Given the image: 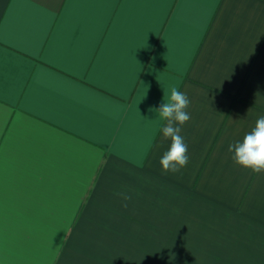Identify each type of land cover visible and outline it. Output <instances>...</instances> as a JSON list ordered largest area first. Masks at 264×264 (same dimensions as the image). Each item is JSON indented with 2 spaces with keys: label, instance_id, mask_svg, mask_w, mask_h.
<instances>
[{
  "label": "crops",
  "instance_id": "crops-1",
  "mask_svg": "<svg viewBox=\"0 0 264 264\" xmlns=\"http://www.w3.org/2000/svg\"><path fill=\"white\" fill-rule=\"evenodd\" d=\"M262 115L264 0H0V264H264Z\"/></svg>",
  "mask_w": 264,
  "mask_h": 264
},
{
  "label": "clouds",
  "instance_id": "clouds-1",
  "mask_svg": "<svg viewBox=\"0 0 264 264\" xmlns=\"http://www.w3.org/2000/svg\"><path fill=\"white\" fill-rule=\"evenodd\" d=\"M190 104L191 100L185 92L172 87L169 100L163 99L158 108L150 109L166 122L162 127L163 139L171 140L169 149L159 161L165 173H179L189 162L188 145L180 133L182 126L191 119L187 111ZM228 151L233 154L231 158L236 165L256 174L264 173V115L258 117L255 126L244 135L242 141L230 143ZM116 195L122 198L123 206L127 207L131 196L126 191Z\"/></svg>",
  "mask_w": 264,
  "mask_h": 264
}]
</instances>
